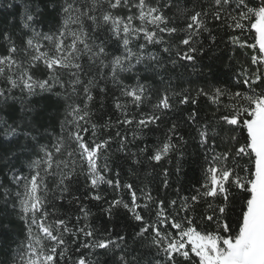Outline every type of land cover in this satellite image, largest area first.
<instances>
[{"label": "snow or ice", "instance_id": "6c2138e0", "mask_svg": "<svg viewBox=\"0 0 264 264\" xmlns=\"http://www.w3.org/2000/svg\"><path fill=\"white\" fill-rule=\"evenodd\" d=\"M0 7V264H264V0ZM219 32L236 65L222 83L213 63L210 75L195 67ZM178 68L204 80L182 82ZM109 97L113 112L98 120ZM41 102L56 109L50 123ZM189 105L187 137L172 121L149 144L152 127ZM190 141L199 186L170 196L163 167L154 191L157 166L175 160L179 174ZM83 200L103 201L109 220L122 209L131 235L99 232ZM65 201L77 211L60 213ZM12 217L16 239L5 238Z\"/></svg>", "mask_w": 264, "mask_h": 264}, {"label": "trees", "instance_id": "16d2710c", "mask_svg": "<svg viewBox=\"0 0 264 264\" xmlns=\"http://www.w3.org/2000/svg\"><path fill=\"white\" fill-rule=\"evenodd\" d=\"M193 3V0H181V6H187L191 7ZM198 3V0H197ZM3 11V8L0 7V12ZM224 35L223 32L217 33V43L219 44L218 49H208L207 44L210 43L205 38V55L203 57H198V63L196 64L197 69H203V71L210 75L208 73L207 68L205 65L209 63H213L214 68L217 70V73L220 77L219 81H216L214 78V82L222 83L223 81L228 80L232 74L233 69L236 67L234 61H230L227 59V57L231 56V51L228 50V48L220 41L219 37ZM239 55V53H237ZM219 57L220 59H217ZM211 58V59H210ZM173 75L180 77V80L183 81H203L204 77L200 76L197 73L193 74L190 69H184V68H178L173 73ZM158 83V81H157ZM39 99V98H34ZM205 101L203 98L199 101V106L202 114L209 115L210 112H206L204 108ZM40 109L42 110V115L40 119L44 123H50V117H53L56 115V109L54 107H48L45 109L44 102H41L39 105ZM191 108V106H180L176 111L169 114V117L164 119L161 123V127L159 129L152 127L151 131L147 133V141L149 144H152L156 142L159 138H161L162 133L164 129H166L168 126H170V123L172 121H175L182 125L181 131L184 133V135L188 136V127L184 123V117L187 115V109ZM149 109V106H145L144 110L147 111ZM113 112L112 106H111V98L109 97L106 101V110L104 112H98L97 119H107V114ZM118 115L117 113H113V119H115V116ZM115 147V146H113ZM195 152V146L193 142L190 141L189 146L187 147L186 156L185 159L182 161V170L179 174L175 171V160H173L172 164H167L166 162L162 161L160 166H157V173L154 174V178H149L152 180V187L154 191H160L159 185L161 183V178L159 175V171L163 167H167L170 172L169 176V182L171 187L167 190L170 196H175L176 193L174 191L175 188H179L182 195H191L192 190L195 187H198L197 181L201 178V171H200V164L203 163L201 156H194L193 153ZM119 155V154H118ZM121 167H122V179L127 178V162L124 160L120 161ZM101 193L104 195L107 199H110L113 195V192L111 189H109L106 185L101 186ZM75 195H79L83 198L84 196V189L81 188L79 191L74 192ZM72 194H69V199L71 198ZM84 204H87L89 209L91 210L94 215L91 217V223L94 226L95 229H97L99 232H106L110 227L114 228L113 236L125 232L127 230V234L131 235V228L128 227L131 222L127 219L124 211L121 209L117 211L114 215V218L109 220L106 215L101 211V207L104 206V202H95L91 200H83ZM76 202L73 201L71 205L67 203V201L63 202L60 206L59 212L67 215H71L77 211ZM12 220V223H9L7 220L5 221V238H7L8 235H11L12 239H16V236L14 235L16 231V224L19 222L15 220L14 217L10 218ZM11 243V241H9ZM12 248H15V244H11Z\"/></svg>", "mask_w": 264, "mask_h": 264}]
</instances>
